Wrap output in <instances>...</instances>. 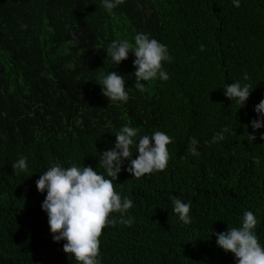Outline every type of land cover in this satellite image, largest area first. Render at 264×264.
Masks as SVG:
<instances>
[{"label":"trees","instance_id":"obj_1","mask_svg":"<svg viewBox=\"0 0 264 264\" xmlns=\"http://www.w3.org/2000/svg\"><path fill=\"white\" fill-rule=\"evenodd\" d=\"M138 32L171 56L170 78L145 82L143 92L134 87V54L112 67L106 52L113 40L134 44ZM110 71L125 78L127 103L103 95ZM237 81L253 90L243 107L224 95ZM261 100L264 0L239 8L232 0H122L111 14L102 0H0V264H77L66 241L54 242L36 181L56 163L104 173L100 155L125 125L169 135L170 161L139 179L124 162L114 188L133 201L134 221L112 214L102 264H237L213 231L239 227L252 211L264 245V129L251 127ZM225 126L232 132L211 143ZM21 156L26 172L12 167ZM172 196L191 201V224L173 212Z\"/></svg>","mask_w":264,"mask_h":264},{"label":"clouds","instance_id":"obj_2","mask_svg":"<svg viewBox=\"0 0 264 264\" xmlns=\"http://www.w3.org/2000/svg\"><path fill=\"white\" fill-rule=\"evenodd\" d=\"M102 3L104 9L111 14L122 0H102ZM232 4L239 8L240 0H232ZM22 27L27 29V25ZM106 52L112 67L129 59L130 53L134 54V87L140 92L146 89L145 82L157 79L167 81L170 78L164 68L165 63L171 62L169 50L165 44L149 34L138 32L134 36V44L128 40H113ZM244 80H248L247 75ZM99 84L102 86L103 95L110 102H128L126 80L116 72L110 71ZM250 89V84L237 81L225 86L224 95L234 105L243 107L253 92ZM254 111L258 119L252 120L251 127L254 132H260L264 129V100L255 106ZM230 132V127H223L213 136L211 143L223 141L225 134ZM115 136L114 147L100 155L99 168H103L104 173L91 166L80 167L73 164L64 167L56 163L40 174L36 181L38 191L41 194L46 193L42 209L48 216L54 242L66 241L63 250L77 264H102L100 238L105 228L115 227L113 213L120 214L122 224L131 226L134 221L128 215L133 208V201L126 196L122 197L114 188V181H117L124 162H130L127 171L137 179L146 174L164 171L169 165L168 146L173 141L165 132L155 131L141 136L139 129L125 125ZM250 137L255 139V136ZM260 138L264 139V132H261ZM198 145V139L193 137L188 149L192 155L198 154ZM133 152L136 153L135 158ZM12 167L14 171L26 172L27 157H19ZM171 200L173 212L179 220L184 224H191V201L186 203L176 196H172ZM257 224L256 215L246 210L239 227H229L223 233L213 231L217 246L226 253L233 254L237 264H264V245L256 235Z\"/></svg>","mask_w":264,"mask_h":264}]
</instances>
